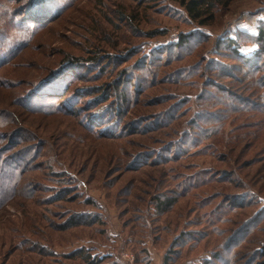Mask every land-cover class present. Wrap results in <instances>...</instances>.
Wrapping results in <instances>:
<instances>
[{
	"label": "rangeland",
	"instance_id": "1",
	"mask_svg": "<svg viewBox=\"0 0 264 264\" xmlns=\"http://www.w3.org/2000/svg\"><path fill=\"white\" fill-rule=\"evenodd\" d=\"M178 1L0 0V264H264V0Z\"/></svg>",
	"mask_w": 264,
	"mask_h": 264
},
{
	"label": "trees",
	"instance_id": "2",
	"mask_svg": "<svg viewBox=\"0 0 264 264\" xmlns=\"http://www.w3.org/2000/svg\"><path fill=\"white\" fill-rule=\"evenodd\" d=\"M232 0H179V4L184 8L185 12L187 13V15L194 21V22H197L198 24L200 25H207L208 22L212 19V14L214 11H216L217 9H221V8H226L230 3H231ZM206 17H208V19H205ZM262 39V36H259V40ZM6 43H9V41H6ZM10 46L7 47L5 50L6 51H9L10 50ZM234 47V45H231ZM234 50L237 51L236 48H234ZM99 57L100 55H96V57H90V59H88L87 61H84L82 62V60L80 59H66L64 60V62H60V66L58 67V69L62 66H64L65 64H68L69 62H73V65H77L80 69L82 68H86V66L90 65V66H94V65H98V60H99ZM6 63H4L2 66H4ZM103 69V67H102ZM57 70L56 69H52L49 73H53ZM65 76H62L61 79H64ZM252 78V77H251ZM45 80V79H44ZM43 78L38 80V81H35L33 82L32 86L31 87H36V86H40V88L37 90L38 92L41 91L42 87H43ZM249 81L250 82H253L251 79L248 80L247 83L243 84L245 85V88L247 89H251L249 88ZM114 84V87L116 86V82H113ZM254 87L255 88H258V85H256L254 82ZM67 85L66 84H62V87L65 88ZM100 87H102L101 85H99ZM62 90V89H61ZM53 93H49V95H51ZM124 94V93H123ZM109 96L110 94H107L106 96H103L104 98H107L109 99ZM123 99H124V96H123ZM256 107V106H255ZM260 108V107H259ZM108 110H112V109H108ZM106 111L104 114H110V113H113V112H109V111ZM260 110H264V106L260 108ZM225 112H228V111H225ZM238 126H241V125H238ZM241 128V127H240ZM16 133H12L10 135V137H13ZM251 134H248V133H244L242 135H239L237 138L239 139H242L244 136H247L249 137ZM252 137L253 138H256L257 135L256 133L252 134ZM263 139V138H262ZM257 140H259V137L257 138ZM236 147L238 146V142L236 143L235 145ZM241 150L238 151V154H240ZM21 153V152H20ZM0 154H2V152H0ZM1 160H0V166L2 167V170L0 171L1 172V175H0V187L3 185V184H6V183H3L4 181L7 182L6 178L8 177H11L12 175H14V171L13 172H9V169L11 167H13L12 165V161L9 162V160L5 157H0ZM233 159H239L240 160V157H232ZM234 180V179H233ZM175 201L173 199H165V200H162L161 203L159 204L160 206V209L161 210H165V211H168L169 208L172 206V204L174 203Z\"/></svg>",
	"mask_w": 264,
	"mask_h": 264
},
{
	"label": "snow or ice",
	"instance_id": "3",
	"mask_svg": "<svg viewBox=\"0 0 264 264\" xmlns=\"http://www.w3.org/2000/svg\"><path fill=\"white\" fill-rule=\"evenodd\" d=\"M37 3L38 4H44V5H47L49 7L52 6V0H37Z\"/></svg>",
	"mask_w": 264,
	"mask_h": 264
},
{
	"label": "built area",
	"instance_id": "4",
	"mask_svg": "<svg viewBox=\"0 0 264 264\" xmlns=\"http://www.w3.org/2000/svg\"><path fill=\"white\" fill-rule=\"evenodd\" d=\"M126 256V255H125ZM127 256H128V254H127Z\"/></svg>",
	"mask_w": 264,
	"mask_h": 264
}]
</instances>
